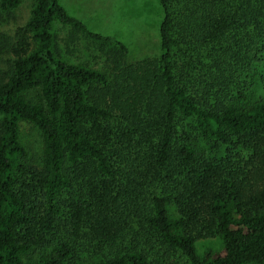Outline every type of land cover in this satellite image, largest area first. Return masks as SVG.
<instances>
[{
    "label": "trees",
    "instance_id": "obj_1",
    "mask_svg": "<svg viewBox=\"0 0 264 264\" xmlns=\"http://www.w3.org/2000/svg\"><path fill=\"white\" fill-rule=\"evenodd\" d=\"M159 3V57L127 64L115 43L106 72L65 59L62 46L109 39L60 0H35L0 39L14 57L0 77V264H264V0ZM22 122L41 133L39 166ZM214 237L222 250L199 256Z\"/></svg>",
    "mask_w": 264,
    "mask_h": 264
},
{
    "label": "rangeland",
    "instance_id": "obj_2",
    "mask_svg": "<svg viewBox=\"0 0 264 264\" xmlns=\"http://www.w3.org/2000/svg\"><path fill=\"white\" fill-rule=\"evenodd\" d=\"M35 0H22L19 6L11 12H0V39L12 38L17 28L22 27L29 19ZM66 12L81 21L89 31L100 34L109 40L99 44L81 39L70 45L68 51L62 46L63 55L68 62H82L88 66L107 71L108 62L106 52H109L115 43L126 48L124 61L134 64L143 60L157 59L160 55L159 27L163 19V12L159 0H60ZM62 27L54 23L52 32L60 33ZM63 35L67 33L62 31ZM14 57L7 53L0 42V77L10 70ZM256 97H264L261 84L254 88ZM31 94L30 96H34ZM19 140L27 152V161L31 165H40L42 153L41 133L30 123H20ZM201 148L212 152L210 145L201 143ZM235 162L244 165L250 156L248 152L234 153ZM169 216L178 218V209L173 204L168 205ZM197 254L203 256L207 252L216 253L222 250L220 237L199 240L195 244ZM161 257L162 251L159 252ZM38 253H32L25 258L26 264H33ZM81 259L93 260L96 256L82 252ZM173 257L168 255L160 264H176ZM84 264V262H75Z\"/></svg>",
    "mask_w": 264,
    "mask_h": 264
}]
</instances>
